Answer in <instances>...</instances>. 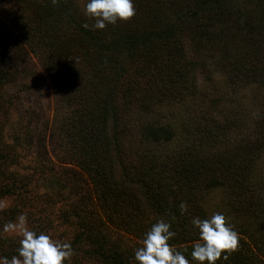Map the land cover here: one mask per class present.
Returning <instances> with one entry per match:
<instances>
[{
  "label": "trees",
  "instance_id": "trees-1",
  "mask_svg": "<svg viewBox=\"0 0 264 264\" xmlns=\"http://www.w3.org/2000/svg\"><path fill=\"white\" fill-rule=\"evenodd\" d=\"M1 1L20 12L0 27L3 219L61 221L90 264H138L163 219L198 264L191 220L220 212L239 246L216 264H264V0H134L102 30L87 0ZM34 57L50 117L29 102ZM18 247L1 238L0 255Z\"/></svg>",
  "mask_w": 264,
  "mask_h": 264
},
{
  "label": "clouds",
  "instance_id": "clouds-1",
  "mask_svg": "<svg viewBox=\"0 0 264 264\" xmlns=\"http://www.w3.org/2000/svg\"><path fill=\"white\" fill-rule=\"evenodd\" d=\"M85 14L95 20V29L102 30L108 24L130 20L135 16L136 9L134 0H87ZM83 27L88 28L89 25L85 23ZM180 208L186 211V203L182 202ZM191 224L199 234L191 251V259L198 264H216L222 254L226 261L237 250L239 234L223 213H214L206 219L194 217ZM171 229L172 224L163 219L151 226L143 235L140 246L134 249L138 264H191L184 252L169 243L176 236V232ZM3 231H19L21 238L18 255H13L11 259L0 257V264H64L73 255L71 243H58L46 233L30 230L24 214L16 221L6 223Z\"/></svg>",
  "mask_w": 264,
  "mask_h": 264
},
{
  "label": "rangeland",
  "instance_id": "rangeland-1",
  "mask_svg": "<svg viewBox=\"0 0 264 264\" xmlns=\"http://www.w3.org/2000/svg\"><path fill=\"white\" fill-rule=\"evenodd\" d=\"M16 13H20V12H18V10H15L13 12V10L10 9L7 3L0 0V27H2L3 31H5V28L8 29V32L12 31L11 19H13V16ZM36 65H37V60L34 57L32 58V61L28 69H30L32 73L35 74V79L37 84L32 88V94L30 95V97L28 96L29 102L30 101L34 102L33 105H35V108L41 106L42 110L45 112V116L50 117L52 116L54 110V101H55L53 86L49 77L44 73H42L41 70H39L38 66ZM197 73H198V85L202 88L205 86L206 82H204V77L202 75V72L198 71ZM7 205L8 202L0 200V240L1 238L4 237H12L15 238L16 240H20L21 235L19 231L15 233L3 231V227L6 223L10 221H16L18 219V217L13 220H10L8 217L3 219L2 211L5 208H7ZM57 222L54 221L53 228L51 225L44 226L45 229L42 230V232L50 235V237L56 240L58 243H67L65 241L66 239L63 240L62 238L66 235V232H68V230L65 228V225L61 223V221H59L58 223ZM27 227L31 230L28 223H27ZM37 233H41V232H37ZM78 253L79 252L73 248V255L69 260L65 261L64 264H90L87 260L83 261L81 260L80 257H75L77 256ZM0 257L3 256L0 255ZM6 257L11 259L10 255Z\"/></svg>",
  "mask_w": 264,
  "mask_h": 264
}]
</instances>
